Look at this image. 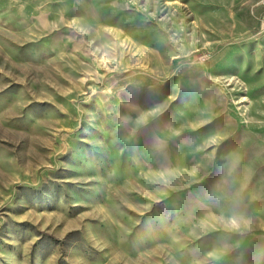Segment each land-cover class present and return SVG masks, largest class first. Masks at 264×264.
Returning <instances> with one entry per match:
<instances>
[{
    "label": "rangeland",
    "instance_id": "1",
    "mask_svg": "<svg viewBox=\"0 0 264 264\" xmlns=\"http://www.w3.org/2000/svg\"><path fill=\"white\" fill-rule=\"evenodd\" d=\"M0 264H264V0H0Z\"/></svg>",
    "mask_w": 264,
    "mask_h": 264
}]
</instances>
